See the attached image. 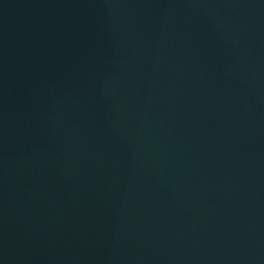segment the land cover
I'll use <instances>...</instances> for the list:
<instances>
[{
	"label": "water",
	"instance_id": "1",
	"mask_svg": "<svg viewBox=\"0 0 264 264\" xmlns=\"http://www.w3.org/2000/svg\"><path fill=\"white\" fill-rule=\"evenodd\" d=\"M0 264H264V0H0Z\"/></svg>",
	"mask_w": 264,
	"mask_h": 264
}]
</instances>
